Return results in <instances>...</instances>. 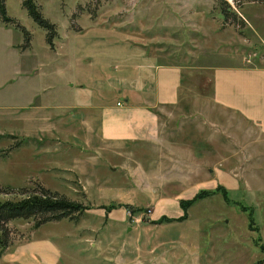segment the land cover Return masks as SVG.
<instances>
[{
	"label": "rangeland",
	"instance_id": "obj_1",
	"mask_svg": "<svg viewBox=\"0 0 264 264\" xmlns=\"http://www.w3.org/2000/svg\"><path fill=\"white\" fill-rule=\"evenodd\" d=\"M25 1L6 0L5 8L30 33L31 49L15 24L0 20V108L24 110L19 120L0 115V203L23 200L41 186L85 211L73 221L39 226L32 219L9 222L11 242L0 264H21L23 254L29 264H264V156H251V148L236 156L232 124L227 141L213 139L210 182L188 188L187 178L178 181L187 175L179 171L188 168V157L101 142L95 114L63 109L86 90L80 82L66 87L80 70L67 52L109 37L115 27L146 40L148 28L163 21L177 26L164 36L192 44L175 48L185 67L184 113L213 101V67L243 58L244 82L262 86L246 71L264 67V0H34L56 27L52 53ZM219 8L235 17L225 22ZM77 30L84 33L73 35ZM207 66L212 69L201 70ZM219 116L224 112L212 109V120Z\"/></svg>",
	"mask_w": 264,
	"mask_h": 264
},
{
	"label": "crops",
	"instance_id": "obj_2",
	"mask_svg": "<svg viewBox=\"0 0 264 264\" xmlns=\"http://www.w3.org/2000/svg\"><path fill=\"white\" fill-rule=\"evenodd\" d=\"M175 27L173 23L156 22L148 28L151 38L146 40H137L125 31L122 35L121 29L115 27L109 37L92 39L67 52L66 58L69 54L76 59L80 70L77 78L67 80L66 87L74 89L80 82L86 90L84 93L76 91V103H66L63 109L95 114L101 142L140 144L158 155L163 151L164 156L188 157V168L179 171L187 175H182V180L178 181L184 184L187 178L185 186L188 188L204 187L210 182L213 171L209 160L213 139L227 141L229 123L235 129L236 156L244 157L242 152L249 148L254 152L251 156H264V67L248 66L246 71L253 73L257 77L255 81L262 86L253 80L244 82V76L239 74L245 71L243 58L239 65L233 62L213 69L203 67L201 70L205 72L213 70V101H203V109L188 115L182 111L181 99L185 67L178 62L180 52L175 48L192 44L164 36L165 29ZM181 28L188 31L184 24ZM143 30L146 29H140ZM83 31H74L73 35ZM166 45L174 48L173 51H167L163 47ZM45 48L52 53L46 43ZM192 50L189 57L193 60L197 51ZM0 109H3L2 117L17 120L24 111L19 112L13 105ZM212 109L224 112L225 118L219 116L213 121ZM228 115L235 117L234 125L228 122ZM219 146L222 147V143ZM199 157L203 159L197 160ZM29 258L37 260L34 255ZM20 262L29 264L25 254L19 257Z\"/></svg>",
	"mask_w": 264,
	"mask_h": 264
},
{
	"label": "trees",
	"instance_id": "obj_3",
	"mask_svg": "<svg viewBox=\"0 0 264 264\" xmlns=\"http://www.w3.org/2000/svg\"><path fill=\"white\" fill-rule=\"evenodd\" d=\"M6 0H0V20L5 23H13L20 30L24 37L25 50L30 47L31 35L19 24L10 20L6 15ZM32 3V5H31ZM226 6L227 4L223 2ZM25 10L34 23L44 30L45 43L52 47L53 41L57 37V30L54 24L45 19L36 7L34 0H26L24 3ZM228 7V6H227ZM225 22L231 17H235L234 12L230 8H219ZM195 196L192 198L194 201ZM182 201L181 203H184ZM190 202V200H189ZM181 209L186 212V208L181 204ZM85 208L75 202H71L64 196L53 193L44 187L39 186L38 192L30 194L20 201H6L0 203V253L8 248L11 242L10 231L7 224L14 220H34L36 225H43L48 222L61 220H76Z\"/></svg>",
	"mask_w": 264,
	"mask_h": 264
}]
</instances>
